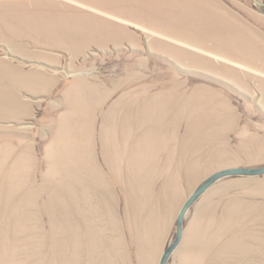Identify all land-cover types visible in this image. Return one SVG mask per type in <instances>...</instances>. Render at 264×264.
<instances>
[{"label":"rangeland","instance_id":"rangeland-1","mask_svg":"<svg viewBox=\"0 0 264 264\" xmlns=\"http://www.w3.org/2000/svg\"><path fill=\"white\" fill-rule=\"evenodd\" d=\"M262 10L0 0V264H159L264 165ZM168 264H264V174Z\"/></svg>","mask_w":264,"mask_h":264},{"label":"water","instance_id":"water-1","mask_svg":"<svg viewBox=\"0 0 264 264\" xmlns=\"http://www.w3.org/2000/svg\"><path fill=\"white\" fill-rule=\"evenodd\" d=\"M259 7L264 6V3L260 0H253ZM263 11V10H262ZM264 174V165L251 167V166H231L220 169L212 174H210L186 199L183 203L178 217H177V231L174 239L165 248L162 253L159 264H168L169 259L178 249L183 241L184 231H185V219L187 217L188 211L194 205L195 202L216 182L219 180L230 177V176H257Z\"/></svg>","mask_w":264,"mask_h":264}]
</instances>
